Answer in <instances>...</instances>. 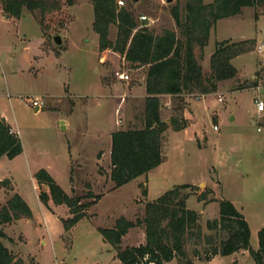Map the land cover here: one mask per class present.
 I'll return each mask as SVG.
<instances>
[{"label": "rangeland", "instance_id": "374dc122", "mask_svg": "<svg viewBox=\"0 0 264 264\" xmlns=\"http://www.w3.org/2000/svg\"><path fill=\"white\" fill-rule=\"evenodd\" d=\"M185 1L116 0V4L130 11L136 29L144 26L155 35L170 30L179 38L171 9L177 6L183 18ZM44 2L43 11L24 10L19 18L6 15L0 5V117L22 144L20 155L0 159V209L17 194L31 211L30 218L2 225L6 234L2 242L14 259L22 264H121L98 228H112L121 217L142 220L147 202L182 184L193 185L181 194H188L187 209L198 213L202 235L211 234L206 222L218 217L219 201L227 200L243 215L250 246L256 249L257 232L264 226V112L258 114L254 104L255 99L264 101V52L257 53V46L264 45V6L245 7L239 16L218 20L207 44L193 47L207 77L215 42H254L231 60L236 75L218 82L215 92L159 98L166 124L186 111V127L174 131L168 125L163 162L148 177L115 188L109 179V135L142 128L145 106V99L138 96L121 100L119 95L137 88L145 69L134 68L111 49L99 50L90 0ZM116 33V25H110L111 42ZM55 36L60 44L54 42ZM116 72L129 79L119 81ZM33 100L39 102L38 108L32 107ZM61 121L67 129L61 130ZM40 169L70 197H82V202L100 198L67 232L63 220L71 216L68 208L50 199L46 204L39 201L34 175ZM208 190L209 201L203 204L197 196ZM193 240L184 246L193 264H253L249 253L218 256L207 263L206 247ZM143 244L145 231L140 225L128 230L120 246ZM195 250L199 257L193 256ZM167 264L179 263L173 259Z\"/></svg>", "mask_w": 264, "mask_h": 264}, {"label": "trees", "instance_id": "16d2710c", "mask_svg": "<svg viewBox=\"0 0 264 264\" xmlns=\"http://www.w3.org/2000/svg\"><path fill=\"white\" fill-rule=\"evenodd\" d=\"M93 8V31L98 36L100 51L111 49L123 55L124 60L134 68L145 69V98L143 127L117 130L111 133L109 179L115 188L148 174L162 162V144L168 125L174 131L186 127L182 116H171L169 124L160 117V95L181 96L197 93L207 95L217 89V83L236 75L231 60L253 47L252 40L215 42L210 57V74L204 77L201 66L193 55L195 45L200 48L207 44L210 30L218 20L240 15L245 7L264 6V0H213L205 5L203 0H186L185 15L179 8L171 9V16L181 36L164 30L153 34L144 26L136 29V23L129 10L118 7L116 0H90ZM68 4L72 0H67ZM4 13L19 18L24 10L43 11L44 0H0ZM117 27L116 38H108L109 26ZM179 111L176 110L175 112ZM22 153V144L17 134L0 118V159H13ZM39 201L46 204L50 199L56 205H65L70 217L63 220L64 230L69 231L77 222L86 217V209L100 198L82 202V197L68 196L44 170L34 175ZM190 188L187 184L174 186L144 207L143 219L131 222L123 217L116 220L112 228H98L104 242L114 250L121 264H165L177 259L179 264H193L187 257L185 242L192 238L194 244L203 243L204 260L213 256H229L240 250L249 253L253 264H264V226L257 232V248L250 247V230L243 215L227 200L218 203V217L206 222L211 234L202 235L197 212L187 209L188 194L181 190ZM207 192L197 196L198 201L207 203ZM146 195V191L143 192ZM91 194H86L90 197ZM28 205L17 194L11 196L0 209V264H22L15 260L2 240L6 234L2 225L21 218H30ZM142 225L145 244L135 247L120 246L128 230ZM193 256L199 257L195 250Z\"/></svg>", "mask_w": 264, "mask_h": 264}, {"label": "crops", "instance_id": "0c3cea01", "mask_svg": "<svg viewBox=\"0 0 264 264\" xmlns=\"http://www.w3.org/2000/svg\"><path fill=\"white\" fill-rule=\"evenodd\" d=\"M241 14H242V12H241ZM240 14V15H241ZM239 16V15H238ZM215 29V28H214ZM214 29H212V33L215 31ZM212 33H210V35L212 34ZM209 35V36H210ZM145 79H144V77H143V79H142V81H140V83L138 84V87L136 88V86L135 87H131V88H129L128 90L127 89H125V91L122 93V94H120L119 96H120V98H121V100L123 99V98H127V97H130L132 100L134 99V98H136L137 96L138 97H140L141 99H145L146 98V96H147V94H146V92H145V81H144ZM119 81H121V80H119ZM99 89H103V88H99ZM171 97H173V96H171V95H160L159 96V98H166V99H171ZM160 100V99H159ZM143 101V100H142ZM125 102V101H124ZM165 105H167V104H165ZM183 117L187 120V116H186V111H184V113H183ZM1 118V117H0ZM4 120V119H3ZM64 124H65V129H67V124L64 122ZM183 130V129H182ZM180 131V130H179ZM113 132V131H112ZM111 132V133H112ZM109 138H110V135H109ZM151 173V172H150ZM150 173H148V174H146V175H144V176H140V177H148L149 176V174ZM140 177H138V178H136V179H139ZM135 180V179H134ZM187 185H189L190 186V188L191 187H193V185H191V184H187ZM165 193V192H164ZM201 193V192H200ZM200 202H202L203 204H206L204 201H200ZM233 204V203H232ZM234 205V204H233ZM251 247V246H250ZM242 254V256H244V255H246L248 252L246 251V250H240V251H238V252H236V253H233L232 255H236V254ZM219 255H215V256H213L209 261H206L207 263H212L217 257H218ZM165 264H167V263H165Z\"/></svg>", "mask_w": 264, "mask_h": 264}, {"label": "built area", "instance_id": "2783aa9c", "mask_svg": "<svg viewBox=\"0 0 264 264\" xmlns=\"http://www.w3.org/2000/svg\"><path fill=\"white\" fill-rule=\"evenodd\" d=\"M118 4L122 5V2L119 1ZM141 20H144V16H140ZM264 52V45L257 46V53H263ZM115 76L118 78V80L121 81H127L129 79L128 75L123 72H116ZM255 109L258 114L264 112V101L260 99L254 100ZM32 107L38 108L39 102L37 100H33L31 103ZM214 130H217L216 126L213 127ZM259 130V129H258ZM12 131V130H11Z\"/></svg>", "mask_w": 264, "mask_h": 264}, {"label": "water", "instance_id": "95a60500", "mask_svg": "<svg viewBox=\"0 0 264 264\" xmlns=\"http://www.w3.org/2000/svg\"><path fill=\"white\" fill-rule=\"evenodd\" d=\"M133 1H137V0H133ZM172 0H166L167 3H170ZM54 42L56 44H60L61 43V40H60V37L59 36H55L54 37ZM60 128L61 130H64L65 129V124L63 121L60 122Z\"/></svg>", "mask_w": 264, "mask_h": 264}]
</instances>
